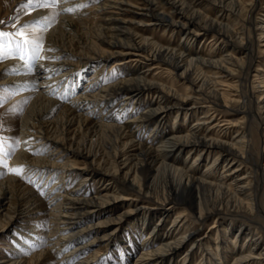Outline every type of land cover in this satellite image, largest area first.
<instances>
[{"label": "bare ground", "instance_id": "obj_1", "mask_svg": "<svg viewBox=\"0 0 264 264\" xmlns=\"http://www.w3.org/2000/svg\"><path fill=\"white\" fill-rule=\"evenodd\" d=\"M58 3L60 22L48 33L44 58L31 68L15 57L0 64V86L12 85L21 92L18 98H29L14 122L19 148L8 168L0 165V236L12 232L14 243L3 247L7 254L0 255V264H128L133 255L129 264H176V255L190 241L181 264H192L197 250L200 264H264V172L253 132L255 124L264 126V82L256 94L251 91L264 70L259 68L253 81L229 83L235 73L246 75L259 62L258 53L264 56V21L257 12L264 0ZM214 11L220 17L209 16ZM47 14L36 10L24 23ZM64 20L78 23L90 42L68 47L64 29L59 31ZM163 28L184 43L162 44L149 35ZM57 32L62 46L53 41ZM209 37L208 45L219 50L199 53L192 44ZM112 60L121 75L104 82L113 77L106 75ZM162 66L183 82L185 93L148 76ZM118 104L126 109L124 122L111 113ZM222 107L241 114V120H217L216 108ZM104 108L110 109L105 113ZM171 118L182 123L169 127L163 120ZM189 119H195L190 128L184 126ZM66 124L100 129L108 141L74 149L75 141L62 130ZM213 129L226 137L213 136ZM175 212L164 228L160 223ZM213 217L218 224L226 218L229 226L237 222V235H247V245L222 251L226 229H220L219 245L209 249L206 236L197 238L198 224ZM35 222L46 223L41 249L31 248L24 231L25 223L28 229ZM80 253L87 256L82 259Z\"/></svg>", "mask_w": 264, "mask_h": 264}, {"label": "rangeland", "instance_id": "obj_2", "mask_svg": "<svg viewBox=\"0 0 264 264\" xmlns=\"http://www.w3.org/2000/svg\"><path fill=\"white\" fill-rule=\"evenodd\" d=\"M58 1L59 0H57V3H55L54 6H49V7H44V8H34L32 5L28 4L27 0H25L24 2H19V0L18 1H16V0H0V9H1V13L3 14L0 21L4 22V23H0V31L13 32L14 33V32H17L18 30H20L21 26H24V25L28 26V27L24 28L25 35L23 37L13 36V37L0 39V44L3 45V47H0V55L3 56V58L0 59V64L7 62L8 60H10V58H13V57L21 59V56L24 57L22 60L28 61L31 65L35 63V61H32L30 59V57L34 54L33 53L34 45L31 43L25 44V43H23V40H25V39L37 40L38 39L41 43L42 51H43V49L45 48V44L48 42V33L50 32V30L54 29L57 26L58 22H60V15H58L59 14V3H58ZM73 7H76V6L74 5ZM7 10H9L8 14H6ZM36 10H47L49 12V14H47L44 17H39V18L38 17L37 18L30 17L31 20L24 23V21L29 19L28 16L31 15L32 12H34ZM257 12H258V18H260L264 21V4H262L258 7ZM218 15H220V12L214 11V12L210 13L209 16L220 17ZM77 24L78 23L71 21V20H69V21L64 20L61 23L62 27L59 28V31H63L62 29H64V33L66 34L65 42L67 43L68 47H74L76 49L77 48L80 49L81 46H84L85 44H87V42L88 43L90 42V38H89V36L87 38V36L84 35L85 31H82V28H80L79 24L78 25ZM163 29L162 30H160V29L155 30L153 32V34H149V35L151 37H153L155 41H157L158 43H162V44L169 43L170 41H173V40H174L176 45L184 43V40L180 39L179 36H175V37L171 38L170 32L166 31L165 29L163 30ZM58 34H59V32L54 34L55 37H53L54 38L53 41L56 42L58 46H62L61 45V42H62L61 36H60V34L59 35ZM209 39H210V37L205 39L204 41H203V39H200L198 42H196V44H192V45H195L196 49L198 51H200L199 53H202V54L208 53V52H211L213 54L217 53V50H219L220 47H215V46L211 47V45H208ZM75 40H77V41H75ZM18 41L21 42L19 49L17 48V42ZM225 44H226V46L223 44L222 47H224V46L225 47H231L230 43H225ZM240 49L241 48H238V50H240ZM42 51H41V53H42ZM241 51L243 52V50H241ZM258 55L261 57L259 59V62L256 63L248 71V73L246 75L244 73L237 72L234 75L235 79L232 81H229V83L237 85L238 81L240 79H244V78L248 79L249 81H253L255 79V76L259 74V73H257L258 69L262 68L264 70V64H263L264 63V56H262V54H260V53H258ZM114 62H115V60H112L110 62V66H109L108 70L106 71V75L110 74V76H113V77H109L108 79H107V77H105L104 82L111 80L112 78H115L118 75H121V72L117 73L116 70L114 69V67H112ZM94 69L95 68H92V69L88 70L89 72L88 71L86 72L85 78H84V83L89 81L91 75L95 71ZM169 72H170L169 69H166L165 67L162 66L160 68L150 70L148 72L149 73L148 76L150 78L156 77V79L158 78L159 80H162L163 82H166L170 85L173 84L175 86L176 90L180 94L185 93L186 92V86H184L183 82L180 81L179 78H177L174 74L169 73ZM155 75H157V76H155ZM99 76L102 78L103 73L101 75L99 74ZM259 77L260 78H257L258 82L256 84V89L251 90L255 94L261 89L260 87L263 85L264 73H260ZM1 80H2V76H0V81ZM9 86H12V85H1L0 86V165L4 169L8 168L9 161L12 158L11 156L14 155V153L19 148V144H20V141H19L20 139L18 138V135L15 133L16 130L14 129V122L16 121V119L18 120L20 118V115L25 112V110L27 109V107L29 105V103H28L29 98H18V96L21 94L20 90L13 91V90H11V87H9ZM222 88H224L223 89L224 91L227 90V87H222ZM229 94L232 97L237 95L235 90L231 91ZM66 101H67V99L66 100L64 99L61 102V104L64 105L66 103ZM117 102L118 101L112 102L111 107L113 108V106ZM200 103H202L201 105H205V104H203V101H201ZM118 105L120 106V104H118ZM236 107H238V105H235V108ZM108 109H110V108H108ZM108 109L104 108L103 111L105 113H107ZM216 110H217V112L215 113V117L217 120L222 121L224 119H230L233 122H237V121L241 120V117H242L241 114H237L235 112L229 111L226 108H223V107L222 108H216ZM125 111H126V109L121 108V106L120 107L117 106V107H114V109L111 113L120 122H124L126 120V112ZM57 116H58V113H56L52 119L56 118ZM163 121L169 127H171L173 125L179 126L182 123L179 120H177L175 122L172 118L168 119V120L164 119ZM194 121H195V119H189L186 121L184 126H187L188 128H190V127H192ZM11 124H12V126H11ZM12 128H13V131H12ZM205 128L209 129L210 125L205 126ZM62 130L63 131L66 130L65 131L66 136L69 137V139L71 137V139L73 141H75L74 149H79V147L83 148V144H85V143L88 144L90 141H101L103 139L108 141V139H107L108 136L104 135L103 131L101 132L100 129H90L88 126L80 127L77 124H74L73 126L70 124H66L65 127L64 126L62 127ZM234 131H232V134L235 133ZM8 132H10V133H8ZM253 132L258 137V141L255 143L254 148H255L256 153L259 154L260 157H262L261 168H262V171L264 172V170H263L264 169V158H263L264 157V154H263V151H264V126H258L257 124H255L253 126ZM210 133L213 136H218V137H222V138L226 137L224 135V133L222 131H220L219 129L210 130ZM227 136H228V134H227ZM73 137H74V139H73ZM82 138L84 139V141ZM80 140H81V142H78ZM85 140H86V142H85ZM183 158L185 159L186 155H184ZM5 163L7 166H5ZM190 165H191V162L187 161V166L189 167ZM205 168H206V164H202L201 166H199L200 171H204ZM251 168L252 167L250 165H246L247 171H250ZM221 171H222V169H220V172ZM31 180H33V177L28 176V181H31ZM64 181L68 182V186H75L74 182H70L67 179H65ZM103 185L101 184L100 186L102 187ZM91 186H92V188H95V185L92 184ZM22 203H23V201H22ZM25 204H26V202H24V204L21 206L20 212H23L26 209ZM36 211H38V210H35L33 212L35 213ZM178 212H175V214L172 215V217L170 219L166 220L164 223L161 222L160 224L163 225L164 228H168L170 226V224L172 223L173 217H175V215ZM158 219H159L158 217H156L154 219L155 224L159 223ZM215 220H216V218L213 217L207 223H205L203 226H199L202 224H198L199 234L197 235L198 236L197 238H199L201 236H206L208 238V243H205V245L209 246L210 247L209 249H213V247H215L216 245H219L221 239L219 240V238L217 236V231H219L220 229H226V232H224V235H223L222 251L229 249V248L238 249V248L243 247L244 244H245V246L247 245L246 244L247 235H244L242 237L240 236V233L237 235V233L239 231V226H238L237 222H233L234 224L232 223L229 226V225H227L229 223L228 218L223 220V222L221 224H218V222L215 223ZM26 224H27V226L24 228V231L26 233H28V235L30 234L27 242L29 244H32L31 248H34V249L37 247H39L40 249L43 248L44 247L43 246L44 240L46 237L44 234V232L46 230L45 229L46 223L43 224V226H44L43 227V226H41V223L35 222V224H34L35 228L29 227L28 229H27V227L30 224L28 225V223H25V225ZM36 228H40L39 231L36 230ZM221 234H223V233H221ZM12 235H13V233L9 232L7 235L0 236V255L4 256L7 254V251L4 250L3 247L6 246L8 248L9 247L12 248V246L14 245ZM87 239L88 238L82 237L81 242L85 243V242H87L86 241ZM263 241H264V239H263ZM192 243H193L192 241L188 242L185 245V247L181 250L180 253L182 254V253L186 252L188 249H190ZM64 254H65V251L63 253L56 255L55 258L57 260H60ZM181 254L176 255V262H177L176 264H181V260H179L180 257L182 256ZM191 255L192 256L190 258V260H191L190 263L191 262H192V264H198V263L200 264L201 263L202 258H200L201 254H200L199 250L194 251V254H191ZM86 256H87V253H80V258L83 259ZM133 257H134V255L130 257L128 264L133 262V260H134Z\"/></svg>", "mask_w": 264, "mask_h": 264}, {"label": "snow or ice", "instance_id": "obj_3", "mask_svg": "<svg viewBox=\"0 0 264 264\" xmlns=\"http://www.w3.org/2000/svg\"><path fill=\"white\" fill-rule=\"evenodd\" d=\"M28 4L29 5H32L34 8H44V7H49V6H54L55 3H57V0H27ZM66 11H73V9H66ZM0 23H4L2 21H0ZM25 27H28L27 25H24V26H21L20 30H18L17 32H4V31H0V39H3V38H8V37H13V36H20V37H23L25 35L24 33V28ZM20 41L17 42V48L19 49L20 48ZM23 43L25 44H28V43H31L34 45L33 47V55L30 57V59L32 61H35L37 59H43L44 57H42L40 55L41 51H42V46H41V43L40 41L37 39V40H23ZM0 47H3L2 44H0ZM3 56L0 55V59H2ZM24 57L21 56V59H23ZM31 64L29 65V67L31 68ZM5 166L6 163H5ZM12 171L17 174V175H20L22 172H23V169H12Z\"/></svg>", "mask_w": 264, "mask_h": 264}]
</instances>
